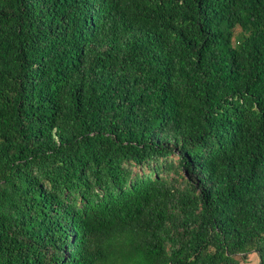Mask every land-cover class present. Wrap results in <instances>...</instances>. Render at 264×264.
I'll list each match as a JSON object with an SVG mask.
<instances>
[{"label":"trees","instance_id":"trees-1","mask_svg":"<svg viewBox=\"0 0 264 264\" xmlns=\"http://www.w3.org/2000/svg\"><path fill=\"white\" fill-rule=\"evenodd\" d=\"M264 264V0H0V264Z\"/></svg>","mask_w":264,"mask_h":264},{"label":"rangeland","instance_id":"rangeland-1","mask_svg":"<svg viewBox=\"0 0 264 264\" xmlns=\"http://www.w3.org/2000/svg\"><path fill=\"white\" fill-rule=\"evenodd\" d=\"M240 264H258V257L255 253H251L247 256V261Z\"/></svg>","mask_w":264,"mask_h":264}]
</instances>
